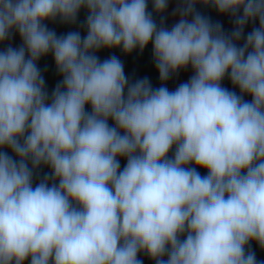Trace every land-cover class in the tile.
Segmentation results:
<instances>
[{
    "label": "clouds",
    "instance_id": "9594fccd",
    "mask_svg": "<svg viewBox=\"0 0 264 264\" xmlns=\"http://www.w3.org/2000/svg\"><path fill=\"white\" fill-rule=\"evenodd\" d=\"M169 3L152 0L154 13ZM198 3L230 14L231 33ZM147 9L0 0V44L22 41L0 51V264H143L141 253L154 264H264L250 244L264 250V0H176L170 28ZM82 10L83 37L45 23L75 25ZM149 44L158 88L97 55ZM48 54L62 77L51 95L37 66ZM189 66L187 82L164 86ZM42 166L51 172L33 187Z\"/></svg>",
    "mask_w": 264,
    "mask_h": 264
},
{
    "label": "rangeland",
    "instance_id": "374dc122",
    "mask_svg": "<svg viewBox=\"0 0 264 264\" xmlns=\"http://www.w3.org/2000/svg\"><path fill=\"white\" fill-rule=\"evenodd\" d=\"M176 7V0H170L169 3V8L167 12L163 14H156L153 11V6H152V0H148V11L153 12L154 19H156L157 23L159 24L161 15L165 17V26L171 27L175 22H176V17H173L171 13ZM197 11H199L202 15L204 14L202 4H197ZM242 14V12H241ZM85 16L86 12L82 10L79 15H78V20L75 25L72 24H63L59 20L55 21V24L57 26V35H64L70 31H80L81 36L86 35V29L81 27V25L85 21ZM220 25H222L223 31L225 33H231V31L234 28V23H233V18L231 17L230 14H220ZM259 23L257 21L255 22H249L244 29V34L245 36L247 35L248 32L252 30L253 27H258ZM244 43V40L241 39L239 41V44L242 45ZM98 57L101 60L107 59L112 55L117 56L124 64V73L125 76L129 78L130 81H135L138 79H143L147 78L153 88H158L161 86V81L159 80V73L158 70L155 68L153 58H152V47L151 44H149L144 51L141 53L139 50H135L130 54H124L121 49L116 48V49H102L99 52H97ZM193 70L189 66L187 69H182L178 72L177 75H174L171 77L165 84L170 91L175 90L181 83H185L189 80V78L193 75ZM62 80V77L58 74L55 62L53 60L52 64H50V75L45 82L46 90L48 91L49 95H51L52 91L56 87V85ZM223 86V82H222ZM224 87V86H223ZM246 100H251V97L245 96L244 97ZM86 111L90 112L91 111V106L86 105L85 106ZM110 126L113 125V122L109 120ZM7 151V149H5ZM175 151V146L169 151L168 156L171 158L173 156V153ZM9 155H13L9 151ZM120 161V166L121 170L123 167L126 165V158H120L118 157ZM200 169V168H198ZM203 169V168H201ZM51 172V169L48 167L42 166L40 169L37 170L36 175L34 176L33 180V187L41 179H43L45 174H48ZM58 183V182H57ZM251 244V250H253L258 257H264V250H262L259 245L252 241L250 242ZM139 259L142 260L141 257L138 256ZM25 264H30V260L25 261ZM144 264V262H143Z\"/></svg>",
    "mask_w": 264,
    "mask_h": 264
},
{
    "label": "trees",
    "instance_id": "16d2710c",
    "mask_svg": "<svg viewBox=\"0 0 264 264\" xmlns=\"http://www.w3.org/2000/svg\"><path fill=\"white\" fill-rule=\"evenodd\" d=\"M202 8L203 10H205L203 15L208 17L213 24L220 23V13L215 8L204 5H202ZM45 23L47 24V27L50 30H54L55 32H57V26L55 22L45 21ZM8 43H11L13 47H19L22 41L20 40L18 34H14L10 42H6L5 44H0V51H2L7 46ZM53 60H54L53 56L51 54H48L47 56L41 57V59L37 62V66L40 69V72L44 77L45 82L47 81L50 75V64H52ZM222 82L225 88H228L229 90L232 91H236L237 94H239V90L232 86L230 80L227 77ZM189 167H195V165H189ZM197 171L200 172L202 176L207 175V171L205 169L197 168ZM138 256L142 258L144 264H154V261H152L147 255L141 253ZM256 258L258 261H264V257L256 256Z\"/></svg>",
    "mask_w": 264,
    "mask_h": 264
}]
</instances>
